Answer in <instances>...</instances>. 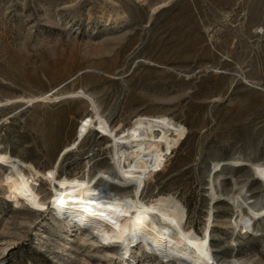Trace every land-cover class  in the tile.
Masks as SVG:
<instances>
[{"label": "rangeland", "instance_id": "obj_1", "mask_svg": "<svg viewBox=\"0 0 264 264\" xmlns=\"http://www.w3.org/2000/svg\"><path fill=\"white\" fill-rule=\"evenodd\" d=\"M80 90L115 134L139 116L186 128L140 199H177L186 227L203 237L213 166L264 162V0H0V153L41 174L56 169L57 187L105 170L116 177L109 139L90 130L72 148L79 123L95 117L88 101L63 98ZM46 94L62 99L27 102ZM248 171L219 174L226 196L209 229L216 264H264V220L252 217L264 211V184ZM34 180L46 203L39 213L16 209L0 188V264H174L135 245L125 254L83 242L96 239L60 219L52 187ZM235 219L250 230L233 229Z\"/></svg>", "mask_w": 264, "mask_h": 264}, {"label": "bare ground", "instance_id": "obj_2", "mask_svg": "<svg viewBox=\"0 0 264 264\" xmlns=\"http://www.w3.org/2000/svg\"><path fill=\"white\" fill-rule=\"evenodd\" d=\"M46 95L48 96L46 97ZM46 95L32 98L27 102L45 100L57 102L62 99V97ZM63 98H82L89 102L95 113L94 118L92 115L82 119L79 123L72 148L76 145L75 142L82 140L90 130L109 139L112 153L110 157L111 171L116 177H111L105 170L92 181L87 178L64 180L62 182L64 187L61 188L55 185L56 169L49 171L53 174L49 178V172L41 174L32 164H23L12 159L9 155L0 153V164L8 169V173L0 177V188H4L7 200L12 202L16 209L24 205L34 213L44 210L46 203L34 189L36 181L34 178L41 177L52 187V204L55 207V214L67 224L87 231V237L93 235L96 239L92 241V239L84 240L83 238V242L90 240L92 246L99 244L102 247H114L119 251H124L125 254L131 246L135 245L138 249L160 258L161 261H171L174 264H216V258L208 246V238L213 222V210L226 196L223 191L224 178L219 174L226 166L243 167L249 170L248 172H252L256 179L264 184V162L254 163L251 160L242 159L229 163L221 162L213 166L206 184L210 201L206 215L207 228L203 237H197L190 227H186L187 211L177 199L169 196H159L149 202H143L140 199L155 162L162 158H168L178 148L186 137V128L165 117L139 116L133 121L130 128L115 134L98 114L93 100L83 91L74 92L70 96H63ZM72 148L68 147L64 152L66 153ZM23 169H26L27 172L25 173ZM257 169H261V172L258 173ZM72 181H79V183L73 184ZM97 182L100 183L99 187H96ZM239 185L240 182L233 179V189L230 195L236 207L239 199L243 200ZM141 187L143 190L140 193ZM53 188L56 189L55 192ZM29 189L31 194H29ZM127 190L131 195L124 194ZM90 192H107L112 199L103 205L100 203L87 204L85 200ZM61 194L65 201L64 206L58 203ZM37 197L36 203L42 205V208L33 207L30 203V200ZM124 201H131L132 208L138 215L134 214L132 217L118 215L114 209H119L121 212L130 210L125 207ZM107 205H111V207ZM105 217L115 220L119 227L110 224ZM252 217L264 220V211L260 216ZM135 219L143 220L144 225L141 227L140 224H136V235L132 236L130 233ZM155 221L158 223L153 227ZM168 221H175V225L168 224ZM232 227L242 233L250 230L248 225L241 223V219L239 221L235 219ZM165 228L168 231L165 232L163 230ZM10 245L11 243L1 250L2 254L8 251Z\"/></svg>", "mask_w": 264, "mask_h": 264}, {"label": "snow or ice", "instance_id": "obj_3", "mask_svg": "<svg viewBox=\"0 0 264 264\" xmlns=\"http://www.w3.org/2000/svg\"><path fill=\"white\" fill-rule=\"evenodd\" d=\"M257 172L260 173V172H261V169H257ZM52 175H53V174H52L51 172L48 173L49 178H51ZM72 183H73V184H77V183H79V181H72ZM60 187L63 188V187H64V184L61 183V184H60ZM28 191H29V194H31V190L29 189ZM53 191L55 192L56 189L53 188ZM62 196H63V194H61V198L58 200V203H60L61 206H64V205H65V201H64V199L62 198ZM25 198H27V197H25ZM36 199H38V197L35 198V199H33V200H30V203H32V206H33V207H36V208H42V207H43L42 205L36 203ZM111 199H112V197H111L107 192H90V193L88 194V197H87L86 200H85V203H87V204L100 203V204L103 205V204H107V201H108V200H111ZM123 203H124L125 207L129 208L130 210H129V211H126V212H121L119 209H114V210L117 212L118 215H121V216H127V217H132L134 214H135V215H138V214L135 212V209L132 208V202H131V201H124ZM107 206L111 207V205H107ZM85 210L87 211V209H85ZM93 214L95 215V213H93ZM105 219H107L108 222H109L110 224L115 225L117 228L119 227V225H116V221H115V220H113V219H111V218H109V217H105ZM156 223H158V221H155V222L153 223V227L156 226ZM136 224H140L141 227H143V225H144V221L141 220V219H135V220L133 221V224H132V231H131V233H130L132 236H135V235H136ZM168 224L174 226V225H175V221H168ZM163 230H164L165 232L168 231L167 228H165V229H163ZM126 231H127V230H126ZM106 242H107V241H106Z\"/></svg>", "mask_w": 264, "mask_h": 264}]
</instances>
